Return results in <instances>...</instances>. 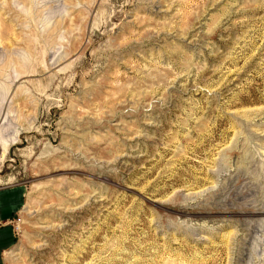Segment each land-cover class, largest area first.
<instances>
[{"label": "rangeland", "instance_id": "374dc122", "mask_svg": "<svg viewBox=\"0 0 264 264\" xmlns=\"http://www.w3.org/2000/svg\"><path fill=\"white\" fill-rule=\"evenodd\" d=\"M2 194L0 264H264V0H0Z\"/></svg>", "mask_w": 264, "mask_h": 264}, {"label": "crops", "instance_id": "0c3cea01", "mask_svg": "<svg viewBox=\"0 0 264 264\" xmlns=\"http://www.w3.org/2000/svg\"><path fill=\"white\" fill-rule=\"evenodd\" d=\"M14 204H15L14 200L8 199L6 194H2L0 198V215L2 217L8 215L10 210H12V208L14 207ZM1 226H6V225L1 224ZM9 231H10L9 229H5V228L0 229V241L5 240V238L9 239L8 244L5 247H2V248L0 247V255H2V252L5 251V249L11 245V240H12L13 235L10 234ZM6 233L8 235L5 236Z\"/></svg>", "mask_w": 264, "mask_h": 264}]
</instances>
